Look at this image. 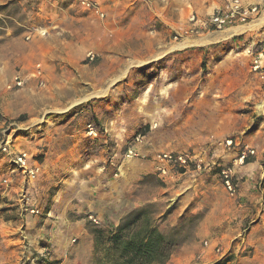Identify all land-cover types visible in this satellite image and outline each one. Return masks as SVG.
<instances>
[{"label": "rangeland", "instance_id": "1", "mask_svg": "<svg viewBox=\"0 0 264 264\" xmlns=\"http://www.w3.org/2000/svg\"><path fill=\"white\" fill-rule=\"evenodd\" d=\"M81 1L0 0V131L12 151H26L39 166L35 179L24 178L0 151V264H94L90 231L138 208L172 242V254L195 234L199 247H213L224 209L237 201L222 185L221 166L235 168L237 157L227 154L248 146L242 138L263 120L247 110L263 87L246 49L253 41L261 49L264 6L247 31L218 40L206 35L220 32L190 33L189 17L207 18L222 0ZM162 35L175 45L190 40L176 51L179 65L143 62V46ZM18 73L22 87L8 89ZM243 98L244 110L217 114ZM226 139L240 144L227 149ZM131 147L143 156L126 159ZM183 150L214 163L198 172L204 177L148 172L152 154ZM109 201L127 204L122 218L105 211Z\"/></svg>", "mask_w": 264, "mask_h": 264}, {"label": "crops", "instance_id": "2", "mask_svg": "<svg viewBox=\"0 0 264 264\" xmlns=\"http://www.w3.org/2000/svg\"><path fill=\"white\" fill-rule=\"evenodd\" d=\"M245 1L247 3H260L262 6H264L263 0H249V1L245 0ZM216 4L215 5L217 7L221 5V3L219 4L216 3ZM217 7L212 9V11L209 14H207V17L211 15V13ZM230 31H232V34L230 35L233 36L235 34H240L247 30L243 29L242 27H234L220 32L221 34L219 35L212 37L206 35V37L223 40L230 33ZM225 34L227 35L224 36ZM226 38H228V36ZM189 41L190 40L175 45V43H173L170 39H166V36L162 35L160 37H157L156 41H152V42L150 41L143 46V48L147 52L145 59H143L144 60L143 62L145 63H149L152 61L161 62L162 60L165 61L167 58H169L172 63H174L177 60V65H179L181 56L179 53H176V51L180 50L181 47L187 46ZM254 42L256 41H253L251 45L248 47H253ZM63 44H65L64 46L66 48L71 46L70 43L67 42ZM57 45L58 44L56 41V48ZM62 48L63 47H61V49ZM83 48H84V43H82L81 45L82 50H84ZM263 62H264V58H263ZM250 71H251V67H250ZM252 74L256 76L254 73ZM98 81L99 83L101 82L100 80ZM172 81L174 84L177 83L179 84V81H175V80ZM260 82L263 89L260 90L258 88V90L255 91V95L252 94L250 96V98L247 100V102L250 103V107L247 110L250 111L251 115L254 114L262 115L263 120L260 126L258 127V129L254 133L249 134L248 136L242 138V142L248 145V147L256 149L258 155H256V157L248 156L244 159L243 163L240 164V162L237 161L240 148H236L237 151L227 154L230 160H232L235 156L237 157L233 162L236 164L234 168V174H235L234 182L238 187V194H237V201H235L234 203L235 205H231L230 207L224 209L223 215H225L224 216L225 219L224 220L222 219V221L220 222V227H221L220 236L219 237L216 236V238L213 239L216 240L215 241L216 243L214 244L213 247H212V243H209L206 247L202 246L201 248L197 245L196 242L197 240H200V235L195 234V236L190 242L184 243L182 247H180L172 254V256L170 257L169 261L166 264H215L219 262L224 257L225 252H229V250H231V254L233 257L231 256L232 258L229 259V262L225 261V263L222 264H264V163H260L261 160L260 158H262V153L260 154V151L264 152V83L262 81ZM102 83L103 82H101V84ZM244 101L245 98H243V102L240 101L236 105H230V101L224 102L225 104L222 106L220 111H217V114H220V116H228L236 111H242L244 109H242L243 107L240 106H242V103H246ZM242 132L243 130H241V132H239L238 134ZM235 144L239 145L240 142L239 143L235 142ZM219 153H221L223 156H225V158H227L226 157L227 155H225V152L223 151L222 148H220ZM138 155L141 157L143 156L140 155L139 153ZM150 163L152 164L151 166L152 169H150V171L148 172L150 174H156L153 166L154 164L152 163V161ZM194 174L196 175L192 176ZM187 175H191L189 177H204L201 176L200 173H196V172L180 173L172 177L181 178V177H186ZM157 177L159 176L157 175ZM207 177H211V176H207ZM11 189L12 190L7 192V194H10L11 192H15L14 187H12ZM110 192H111L110 198H115L116 195H118L116 189H114L115 193H113L112 190ZM1 194H2L1 198H4L5 193H1ZM115 202L116 201H109L107 205L108 209L105 211L109 212L111 210L109 214H112L110 215L112 217L116 213L122 212L121 214H119V219H120L122 218L123 213L127 212L128 209L126 206L127 204L124 203V201L121 205L120 203H115ZM96 212L101 216L105 215L104 214L105 212L101 209V207H98L96 209ZM116 225H118V223H114V226ZM0 242H3V240H0ZM216 246H220V248L223 250L222 254L219 255L214 251V247Z\"/></svg>", "mask_w": 264, "mask_h": 264}, {"label": "built area", "instance_id": "3", "mask_svg": "<svg viewBox=\"0 0 264 264\" xmlns=\"http://www.w3.org/2000/svg\"><path fill=\"white\" fill-rule=\"evenodd\" d=\"M81 3L88 7L90 5L88 2L85 3L84 0H82ZM260 6V3H247L244 0H222L221 5L205 19H200L198 16L196 17L195 14H191L189 17V22H192L190 33L198 34L205 31L206 34H213L234 27L248 26L260 15ZM174 39L177 40L178 37L175 36ZM259 44L261 47L260 51H256L254 45L246 49V54L251 59V72L264 83V39L259 41ZM39 67L40 65H37L38 69L34 74L36 77L42 76V71ZM23 82V77L18 73L13 77L12 83L7 85V88H20ZM4 138V131L2 130L0 131V151L9 156V160L25 177L28 179H35L39 172V166L30 165L31 157L26 151H12L10 140H5ZM136 140L139 141V137H136ZM222 146L230 149L236 146V144L233 139H226ZM239 148L237 161L242 164L246 157L254 154V150L248 146H244L242 149L241 147ZM138 156V153L132 147L128 148L125 153L126 159H132ZM151 161L154 164L153 166L156 174L163 180L174 178L172 176L180 173H198L203 170H208L211 168L212 164H214L202 154L190 151L158 152L152 156ZM219 175L225 191L231 197L236 198L238 187L234 182V165L232 167L221 166ZM2 184L7 185L8 180L3 179ZM89 219L94 225L99 224V219L97 217L90 215ZM204 245L207 246V243L205 242ZM214 251L219 255L222 254L218 246L215 247Z\"/></svg>", "mask_w": 264, "mask_h": 264}, {"label": "trees", "instance_id": "4", "mask_svg": "<svg viewBox=\"0 0 264 264\" xmlns=\"http://www.w3.org/2000/svg\"><path fill=\"white\" fill-rule=\"evenodd\" d=\"M90 232L94 264H166L173 251L172 242L151 223L145 208L132 210L116 226Z\"/></svg>", "mask_w": 264, "mask_h": 264}]
</instances>
